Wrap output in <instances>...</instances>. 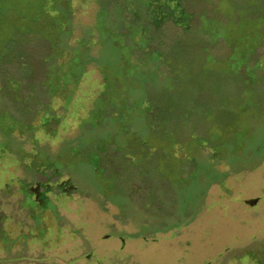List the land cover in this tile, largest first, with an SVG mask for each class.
Returning <instances> with one entry per match:
<instances>
[{"label":"rangeland","instance_id":"1","mask_svg":"<svg viewBox=\"0 0 264 264\" xmlns=\"http://www.w3.org/2000/svg\"><path fill=\"white\" fill-rule=\"evenodd\" d=\"M0 264H264V0H0Z\"/></svg>","mask_w":264,"mask_h":264},{"label":"trees","instance_id":"2","mask_svg":"<svg viewBox=\"0 0 264 264\" xmlns=\"http://www.w3.org/2000/svg\"><path fill=\"white\" fill-rule=\"evenodd\" d=\"M57 15H58V14H56V15H54V16H57ZM5 72H7V73L10 74L9 69H7V67H5Z\"/></svg>","mask_w":264,"mask_h":264}]
</instances>
